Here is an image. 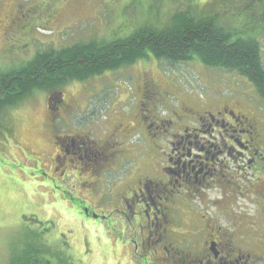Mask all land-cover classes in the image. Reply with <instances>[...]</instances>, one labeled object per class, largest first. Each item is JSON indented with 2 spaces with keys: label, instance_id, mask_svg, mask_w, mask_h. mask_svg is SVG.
<instances>
[{
  "label": "rangeland",
  "instance_id": "obj_1",
  "mask_svg": "<svg viewBox=\"0 0 264 264\" xmlns=\"http://www.w3.org/2000/svg\"><path fill=\"white\" fill-rule=\"evenodd\" d=\"M244 6L242 2L232 0H0V69L20 66L38 53L59 51L99 39L111 41L129 29L151 25H159L163 29L170 23L172 25L173 19L182 13L190 12L206 19L216 17L217 25L226 32L241 34L245 27L247 31L253 29L260 20L256 13H247ZM28 28L30 31H26ZM254 37L261 42L264 59V31ZM148 81L153 87L148 85ZM54 93L55 97L50 98L48 92L35 93L14 110L0 113V264H10L13 257L19 256L15 254L27 252L30 248L26 244L36 240L35 247L40 248L36 251L37 256L43 263L61 264L60 259L64 264H139L131 259V247L118 240L112 228L108 231L104 222L96 221L99 217H82L76 211L79 209L77 202L71 204L68 195H60L61 190L55 193L44 187L47 185H43L40 169L49 175L57 169V174L51 176L55 179L61 178L60 174L65 169L68 177L59 180L62 191L69 194L63 189L65 187L73 193L71 195L79 196L98 209L99 200L106 205L109 199L106 201V193L94 186L109 190L112 186H105L107 176H115V180L120 182L122 173L128 175L127 170L117 172L119 145L123 147L126 143L125 148L131 150L129 156L134 161L144 162L146 171L155 173L159 166H165L163 162L171 152L166 146L169 137L153 139L159 149L152 148L154 142L149 141L147 133L144 139L135 137L131 143L133 149L125 142L126 137L120 136L121 141L113 137L111 145L114 148L107 150L108 158L95 166L85 162L80 164L74 156L61 152V143H55L57 136L62 140L65 136H82L87 141L100 143L110 138L116 125L133 124L137 115L147 119L146 124L150 126L153 124L150 116L165 117L162 113L166 105H172L174 111L182 102L192 107L198 103L188 97L204 96L219 99L221 101H216V104L226 103L255 120L263 134L260 143L264 147V100L253 83L226 70L208 68L195 61L170 65L150 56L116 72L72 81ZM59 94L62 95V103L59 102ZM52 131L56 134H51ZM140 131L144 132L143 129ZM186 145L184 153L189 149ZM236 152L232 156H239L241 153L238 152L242 151ZM241 155L246 161L251 158L246 152ZM225 158L218 157L223 165L217 164L215 175L208 176L207 180L221 181L218 183L220 186L233 181L240 185L243 193L245 188L256 192L257 195H250V198L246 195L237 199V207H241L239 219L257 220L259 224L254 226L261 231L264 227L261 225L264 200H258L264 195V170L260 171L263 165L258 166L257 172L244 170L243 165L240 166L243 170L239 171L238 164ZM201 163L187 166L185 173L191 178L198 174L200 181L206 171L200 173L205 167V163L202 167ZM69 164L74 170L69 168ZM111 164L117 166L110 171L108 166ZM140 169L141 172V166ZM174 185L175 182L173 188ZM177 191L185 198L197 196L192 185H183ZM209 192L202 194L205 198L219 199L218 192ZM200 205L194 199L184 205L186 209L178 206L184 214L176 215V219L187 224L170 225L172 236L177 239V245H174L176 252L165 243L162 247L157 246L155 249L159 253L156 258L161 260L155 264H191L190 258L204 260L201 261L204 264L208 261L199 258L204 249V240L200 236L206 225L201 221L202 217L205 219L219 212L215 208L204 212L202 209L205 207ZM196 219L199 224H191ZM217 220L224 227L231 226L224 216ZM41 261L38 264H42Z\"/></svg>",
  "mask_w": 264,
  "mask_h": 264
},
{
  "label": "flooded vegetation",
  "instance_id": "obj_2",
  "mask_svg": "<svg viewBox=\"0 0 264 264\" xmlns=\"http://www.w3.org/2000/svg\"><path fill=\"white\" fill-rule=\"evenodd\" d=\"M147 83L153 87L151 81ZM188 99L194 100L198 104L189 107L185 102H182L176 105L177 110L175 111L172 109V105L168 104L164 107L162 114L165 117L163 119L150 116L153 122L150 126L146 124L147 119L137 115L133 124L116 125L110 138L102 140L100 143L91 142L89 139L87 141L82 136H65L64 140L59 136L55 137V143H61L62 146H60L63 148L61 152L65 155L74 156L80 164L85 162L95 166L108 158L107 150L114 148L111 145L113 137L119 141H121V137H126L125 142L130 145L135 137L144 139L145 133L150 135L149 141L153 142V139L159 137H169L166 146L167 149L170 148L171 152L168 150L169 155H166L163 162L165 166H159L155 173L154 171H146L144 162H138V159L134 161L132 156H129L131 150L125 148L126 143L123 147L118 144L121 147L116 152L119 166L111 164L108 167L111 171L117 166L118 173L127 170L128 175L122 173L123 175L119 176L120 182L115 180L117 178L115 176H107L105 186L107 187L108 184L112 186L109 190L107 188L103 190L97 185L94 186L106 193V201L109 199V204L105 205L99 200L98 209H95L79 196L71 195L73 193L63 187L69 192V194H65L62 191V182H59V180L68 177L64 172L65 169L60 174L61 178L59 179L51 177L57 174V169L51 175L40 169L44 178L43 185H47L44 187L50 188L54 192L61 190L60 195H68L69 203L77 202L79 209L76 211L82 217H85V210L89 212V217H87L89 219L100 212L97 215L99 219L96 221L104 222L108 231L112 228L118 240L125 241L131 247L133 257L131 259L138 261L139 264H155L156 261H160V257L156 258L159 252L155 248L157 246L162 247L163 243L170 245L171 249L176 252L174 245H177V239L172 236V226L170 225L187 224L183 221H177L176 215L184 214L178 209V206H182L180 209H186L184 205L194 199L202 204L200 207H205L202 209L204 212H208V209L213 210V208L219 212V214L208 215L210 218L204 219L202 217L201 224L206 225L202 231L204 234L202 233L200 236L204 240V249L199 258L208 260L205 264H264V227L260 231L258 226L257 228L254 226V224H259L257 220H248L246 217L239 219L241 207H237V199L244 198L246 195L250 198V195H257V193H253L249 188H245V193H243L240 190V185L237 186L233 181H228L224 186H220L218 183L221 181L213 180L211 182L207 180L208 176L215 175L217 164L222 167L223 162H220L218 157L225 158V155V159L232 161L235 165L238 164L239 171L243 170L241 165L244 166V170L251 169L252 172L259 171L260 167L258 168V166L263 165L260 169L263 171L264 147L260 143L263 134L255 120L249 119L226 103L216 104L218 99L204 96H193L188 97ZM62 101L60 98L59 102L62 103ZM169 106H171L170 109H168ZM156 120L157 122H155ZM140 129H143L144 132ZM51 134H56V132L52 131ZM184 145L189 147L186 153H184ZM152 148L159 149L156 142L153 143ZM235 150L249 153L251 158L246 161L241 155L242 152H238L241 153L239 156L237 154L232 156L233 153H237ZM176 151L178 154L175 153ZM121 154L124 156L121 157ZM123 158L127 160H123ZM128 160H132L131 165ZM201 162L205 163V167L201 170L198 167V170L202 174L206 171L200 181L198 174L191 178L185 173L187 166L191 167ZM254 162L256 163L254 164ZM203 163L200 164L201 167ZM255 165L257 167H254ZM181 167L183 171L180 173ZM69 168L73 169L72 165L69 164ZM77 169L75 168V170ZM83 172L88 173L84 169ZM243 176L246 177L244 174ZM178 180L183 181L179 183ZM174 182L176 185L173 188ZM99 183L103 185V182ZM183 185H192L196 188L197 196L189 198L182 196L177 190ZM233 185L236 186V189L233 188ZM238 190L240 191L237 192ZM204 191L218 192L219 199H211L210 196L205 198V195L202 194ZM261 200H264V195L258 201L261 202ZM220 216L228 219L227 224H231L229 228L220 225L219 220H217ZM106 217L107 220L104 219ZM261 221L263 222L261 225L264 226V218ZM191 224H199L198 219ZM118 228L121 230H117ZM205 231H207V235H205ZM177 253L179 255V252ZM190 259L192 260L191 264H204L201 262L204 260Z\"/></svg>",
  "mask_w": 264,
  "mask_h": 264
},
{
  "label": "trees",
  "instance_id": "obj_3",
  "mask_svg": "<svg viewBox=\"0 0 264 264\" xmlns=\"http://www.w3.org/2000/svg\"><path fill=\"white\" fill-rule=\"evenodd\" d=\"M232 2H242L247 13H256L260 17L257 26L248 31L245 27L241 34H230L217 25L216 17L206 19L190 12L182 13L173 19L172 25L170 23L163 29L159 25L129 29L111 41L99 39L59 51L38 53L20 66L0 69V113L14 110L35 93L48 92L49 98L55 97L56 90L72 81L116 72L150 56L170 65L195 61L208 68L226 70L248 79L264 100L262 46L254 37L264 31V0ZM59 96L63 100L62 95ZM36 242L27 243L30 249L15 254L19 256L13 257L10 264H20L21 261L23 264H38L41 260L36 251L40 248L35 247ZM58 261L64 264V261Z\"/></svg>",
  "mask_w": 264,
  "mask_h": 264
},
{
  "label": "water",
  "instance_id": "obj_4",
  "mask_svg": "<svg viewBox=\"0 0 264 264\" xmlns=\"http://www.w3.org/2000/svg\"><path fill=\"white\" fill-rule=\"evenodd\" d=\"M84 212H85V215H87V216L89 215V212H88V210H85ZM93 217H94L95 219H97V218H98V216H97V215H94Z\"/></svg>",
  "mask_w": 264,
  "mask_h": 264
}]
</instances>
